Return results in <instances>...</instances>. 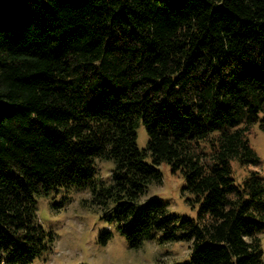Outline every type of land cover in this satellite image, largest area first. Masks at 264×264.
Returning a JSON list of instances; mask_svg holds the SVG:
<instances>
[{
    "label": "trees",
    "instance_id": "1",
    "mask_svg": "<svg viewBox=\"0 0 264 264\" xmlns=\"http://www.w3.org/2000/svg\"><path fill=\"white\" fill-rule=\"evenodd\" d=\"M253 126L264 132V0H0V262L52 242L36 195L88 187L83 204L130 248L161 232L190 243L183 264H264V176L235 183L230 165L260 164ZM97 159L112 162L105 180ZM161 163L195 217L138 204Z\"/></svg>",
    "mask_w": 264,
    "mask_h": 264
},
{
    "label": "rangeland",
    "instance_id": "2",
    "mask_svg": "<svg viewBox=\"0 0 264 264\" xmlns=\"http://www.w3.org/2000/svg\"><path fill=\"white\" fill-rule=\"evenodd\" d=\"M135 133L137 147L145 148L147 134L142 124L137 125ZM248 139L261 161L256 167L241 166L236 161H231L232 178L235 183L240 182L251 169L259 171L264 176V132L260 131L257 126H253L248 132ZM96 168L97 178L105 180L109 176L112 162L97 159ZM157 169L161 174L160 181L153 182L148 186L138 204L154 198L164 203L167 212L178 216V218L195 217L196 208H192L186 201L189 194L183 189L185 182L181 173H173L166 163H161ZM90 196L88 187H72L70 189L57 187L47 194L40 193L35 196V210L37 214H40L37 215L38 220L45 231L51 232L53 240L46 251L27 264H52L55 257L59 255L56 252L57 248L80 247L85 251L95 253L110 244L119 247L121 253L132 261L143 260L145 249H150L157 260V264L188 262L190 243L183 240L162 242L160 240L161 232L155 233L152 239L144 241L139 248H130L115 226L101 217L100 211L83 204V201L89 199ZM106 232L110 233V238L106 244H103L99 238ZM262 238L264 246V237ZM82 264H87V262L82 260Z\"/></svg>",
    "mask_w": 264,
    "mask_h": 264
},
{
    "label": "clouds",
    "instance_id": "3",
    "mask_svg": "<svg viewBox=\"0 0 264 264\" xmlns=\"http://www.w3.org/2000/svg\"><path fill=\"white\" fill-rule=\"evenodd\" d=\"M37 215L39 216L40 214L38 213ZM56 252L59 255L55 257L52 264H82V260L86 261L87 264H157V260L150 249H145L143 260L132 261L121 253L119 247L111 244L95 253L85 251L80 247L57 248Z\"/></svg>",
    "mask_w": 264,
    "mask_h": 264
}]
</instances>
